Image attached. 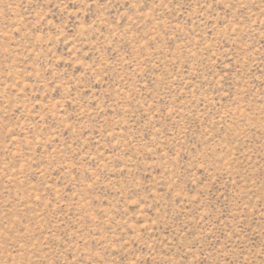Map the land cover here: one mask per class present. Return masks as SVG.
I'll list each match as a JSON object with an SVG mask.
<instances>
[{
  "label": "rangeland",
  "instance_id": "obj_1",
  "mask_svg": "<svg viewBox=\"0 0 264 264\" xmlns=\"http://www.w3.org/2000/svg\"><path fill=\"white\" fill-rule=\"evenodd\" d=\"M0 264H264V0H0Z\"/></svg>",
  "mask_w": 264,
  "mask_h": 264
}]
</instances>
